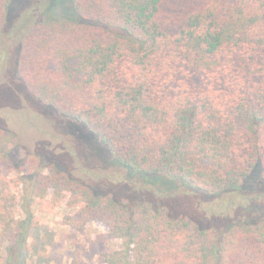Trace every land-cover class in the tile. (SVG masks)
Segmentation results:
<instances>
[{
  "label": "trees",
  "instance_id": "obj_1",
  "mask_svg": "<svg viewBox=\"0 0 264 264\" xmlns=\"http://www.w3.org/2000/svg\"><path fill=\"white\" fill-rule=\"evenodd\" d=\"M14 1L0 0V98L78 127L132 177L178 182L197 211L195 199L239 194L255 170L260 185L234 218L208 224L190 208L174 213L159 189L133 202L38 156L18 161L23 176L12 161L22 129L0 120L4 264L25 250L31 205L46 197L65 202L74 233L97 224L98 239L122 242L101 264H264V0H199L182 13L166 0H73L74 18L47 6L36 15L31 0L11 12Z\"/></svg>",
  "mask_w": 264,
  "mask_h": 264
},
{
  "label": "rangeland",
  "instance_id": "obj_2",
  "mask_svg": "<svg viewBox=\"0 0 264 264\" xmlns=\"http://www.w3.org/2000/svg\"><path fill=\"white\" fill-rule=\"evenodd\" d=\"M28 1L15 0L11 5V12L19 7L24 8L28 5ZM198 2L199 0H166V6L172 12L182 13L188 8L195 7ZM30 3L34 6L36 15L41 14L46 6L49 14L59 18H74L76 15L73 0H31ZM8 42L4 36L1 43L4 45ZM8 73L9 70L5 73L4 81L18 84L19 82L7 75ZM12 90L21 104L28 103L18 87H14ZM8 95L10 96V94ZM1 98L0 120L8 122L9 125L16 123V129H22L19 132L20 147L14 153L12 161L15 163V171L20 172L23 176L26 171L20 170L19 164L21 163L18 161L25 154L38 156L44 160L62 163L65 166L68 164L70 174L75 178L82 181L91 180L100 190L111 192L116 197L126 198L133 202L141 203L148 200L151 197L150 192L159 189L161 196L158 199L172 200L174 213L178 214L182 212V209L186 211L190 208L191 213L197 214L195 217L201 216V219L208 224H211L212 217L225 219L223 217L233 216L234 218L237 207L243 204L245 199L253 200L259 194L260 172L255 170L244 181L242 188L238 191L239 194L232 193L210 201L195 199L197 211L193 205L184 206L182 197L186 190L178 182L169 185L163 180L154 181L152 178L132 177L125 169L111 164L106 151L83 130L52 117L45 111L38 112L37 108L34 112L32 106V108L24 106L27 113L25 112V121L22 122L21 116L24 110L8 103L6 94L1 95ZM4 100L6 101L4 102ZM14 112L18 113L16 120V116L11 114ZM121 175L126 176L125 183L118 182ZM9 176L12 177V174ZM13 192L17 197L18 205H20L23 202L22 186ZM49 203L50 197H46L35 199L31 205L34 220L28 229L26 248L20 256L15 253L11 261L12 264H101L98 259L100 253L121 248V241L98 239V235L104 234V229L97 224L87 226L81 233H74L62 222L65 215L71 214V211L66 208L65 202H61L55 208L51 207ZM19 217H21V213L16 210V219ZM10 246L11 244L6 240L2 242L0 264L6 262L5 250Z\"/></svg>",
  "mask_w": 264,
  "mask_h": 264
}]
</instances>
